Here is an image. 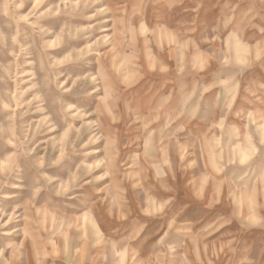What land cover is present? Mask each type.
<instances>
[{
	"label": "rangeland",
	"instance_id": "obj_1",
	"mask_svg": "<svg viewBox=\"0 0 264 264\" xmlns=\"http://www.w3.org/2000/svg\"><path fill=\"white\" fill-rule=\"evenodd\" d=\"M0 264H264V0H0Z\"/></svg>",
	"mask_w": 264,
	"mask_h": 264
}]
</instances>
